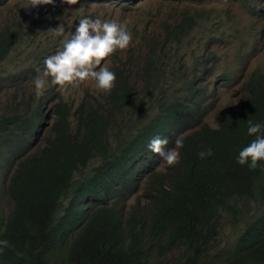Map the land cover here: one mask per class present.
<instances>
[{
  "label": "trees",
  "instance_id": "1",
  "mask_svg": "<svg viewBox=\"0 0 264 264\" xmlns=\"http://www.w3.org/2000/svg\"><path fill=\"white\" fill-rule=\"evenodd\" d=\"M114 1L128 12L143 0ZM171 1L187 7L162 23V40L139 36L131 51L141 43L143 51L127 60L141 89L114 53L107 67L116 74V88L104 101L89 91L77 103L67 100L50 82L37 101L14 96L0 107V178L12 201L9 214H0V241L8 242L0 246V264H158L181 248L193 252L187 263L198 264L210 257L208 247L227 216L237 218L250 199L264 203V162L255 170L237 163L240 150L255 139L247 121L264 124V72L217 78L225 86L244 80V94L237 107L216 113L215 128L206 122L213 94L204 85L196 89L212 76L206 58L214 48L239 41L243 30H219L224 21L235 22L233 5L248 10L254 27L264 20V0ZM222 3L225 10L205 6ZM39 12L25 21L48 24L46 10ZM27 33L20 17L0 31V63ZM257 45L255 40L245 53L239 48V65H247ZM43 47L26 57L31 76L19 70L0 75V83L35 79L44 70ZM148 110L155 114L147 117ZM157 136L167 138L169 149L177 138L183 141L179 164L169 167L149 150ZM208 149L213 155L201 159L198 153ZM133 197L137 202L128 209ZM231 253L232 264H264V210L248 218Z\"/></svg>",
  "mask_w": 264,
  "mask_h": 264
},
{
  "label": "rangeland",
  "instance_id": "2",
  "mask_svg": "<svg viewBox=\"0 0 264 264\" xmlns=\"http://www.w3.org/2000/svg\"><path fill=\"white\" fill-rule=\"evenodd\" d=\"M28 2L29 0H7L0 5V31L13 25L18 20V17H20L21 24L24 25L25 31L28 32L27 36L21 41V43L10 51L7 60L0 63V75L3 78L18 72L19 70L26 71L28 68V60H26V57L31 56L30 52H42L44 50L43 45H46V48L48 49V53H46L43 58L44 60L48 56L54 55L58 50H61V41L64 37H56L48 30L55 29L62 23L65 26V35L68 36L70 30H75L79 20L85 17L91 19L100 18L101 20L115 21L117 23L127 22L128 27L132 30L134 44V41L141 35H147L149 37L158 36L162 40V23L170 17L176 19L178 17L177 15L185 7V5L172 3L167 0H143L139 1L130 11L123 12L113 4L104 2L99 3L96 0H80V3L74 6L64 4L61 0H55V6L47 5L46 14L49 17L50 22L48 24H43V27H39L33 17L30 18V21H25L24 16L26 14L30 16L32 11H40L43 6H38L36 8L29 7L25 9L24 6L27 5ZM205 6L207 8H217L219 10H225L227 7L225 3ZM21 9L29 10V12L19 15ZM39 14L40 12L38 13V16ZM231 14L236 15L235 22L224 21L220 26V30L225 31L228 29L234 31L235 28H239L243 30L240 36L241 40L237 43L232 42L228 48L225 46L217 47L215 54L220 58L221 64L216 68L212 78L204 83V86L213 94V108L207 115L206 122L214 128L216 127V113L229 106L237 107L240 99L243 97H241V95L244 94L242 89L244 80L232 86H225L221 83L216 84V79L221 74L228 72L229 69L234 72L237 67V58L234 56L236 48L242 46L245 51L250 50L254 46V41L257 40V56L248 62V68L244 72V75L255 69H260V71L264 72V20L253 27L252 21L248 16V10L240 3H235L233 5ZM235 23H237L239 27H237ZM135 31L139 33L134 34ZM141 45L143 44L141 43ZM141 45L138 51L135 52L131 51L132 46L126 50H117L115 52L117 58L120 60L118 65L123 66L130 80L137 82L139 89L142 88V82L138 73H130V66L127 63V60L130 55L137 56L142 53L143 49L141 48ZM186 46L190 48L187 51L190 53V45L186 44ZM168 55L169 57L175 56L173 52L168 53ZM177 56L180 57V54ZM110 57L111 56L106 57L102 61L100 67L111 65ZM188 59L191 58L187 56V60ZM30 61L35 62V59L31 58ZM96 70H99V68ZM39 74L40 73H38V75ZM26 75L31 76V73L26 71ZM34 80L35 79L22 81L18 86H7L0 83V107L9 103L14 96H16L18 100H21L24 97L28 98V96H34V100L37 101ZM56 90H60L65 99H73L76 103L85 96L87 91L101 101H104L105 97V92L98 89L96 82L92 79L86 80L78 85L60 86ZM154 114L155 111L148 110L145 115L151 117ZM52 122L53 118L49 115V119H47L46 123L49 126ZM42 141L43 137L41 136L36 144L39 145ZM99 162V159L95 160L90 169L97 166ZM5 185L3 179L0 178V214L3 215L9 214L12 207L11 198L6 191L4 192ZM137 199L138 197L129 199L127 202L128 209L136 204ZM141 202L144 204L147 203L145 199H142ZM249 202L250 205L243 210L237 218L227 216L223 220V226L218 231L215 240L210 243L208 247L210 257L208 259H203L198 264H232L229 261V257L232 256L231 249L234 247L241 232L245 229L248 218L259 214L260 211L264 210V203H261L260 200L250 199ZM188 253L189 251H185L181 248L168 253L164 258H161L156 262L158 264H189L187 263V256L193 252L191 251L189 254Z\"/></svg>",
  "mask_w": 264,
  "mask_h": 264
},
{
  "label": "clouds",
  "instance_id": "3",
  "mask_svg": "<svg viewBox=\"0 0 264 264\" xmlns=\"http://www.w3.org/2000/svg\"><path fill=\"white\" fill-rule=\"evenodd\" d=\"M103 1L114 5L117 3L114 0ZM167 1L175 3L171 0ZM61 2L69 6H74L79 4L80 0H61ZM47 5L55 6V0H29L24 8L43 6L40 9L39 16H41L47 10ZM186 7L187 5L185 4V7L180 13ZM47 18L49 17L47 16ZM48 31L52 32L56 37H64V39L61 41L62 49L44 60V70L34 80V87L38 96L43 95L48 87V82L63 87L65 85H78L79 83L92 79L96 82L97 88L105 93L110 94L116 88L117 77L115 72L109 70L106 66L100 67V65L106 57L113 55L117 50H126L133 46L132 30L128 27L127 22L117 23L115 21L101 20L100 18L91 19L85 17L79 20L75 30H70L68 36L65 35V26L63 23L57 28L49 29ZM238 36L240 41L241 37L240 35ZM239 41L233 42L237 43ZM136 42L138 43V41ZM231 43L229 42L225 47L228 48ZM221 46L223 45H218L217 47ZM217 47L214 48L213 55L206 58L209 66L214 67L212 76L216 68L221 64L220 58L215 54ZM239 48H236L234 55L237 58V67L234 72L229 69L228 72H224L223 74H242L248 68L247 65L242 66L238 64L239 58L237 56ZM249 51L242 49L243 53ZM256 56L257 54L255 53L253 58ZM97 68L99 70H96ZM206 82L201 83L196 88L197 91ZM247 124V134L255 137V139L240 150L237 163L241 166L247 165L250 170H255L260 162H264V124L252 120H248ZM168 143L167 138L157 136L149 142L148 148L151 152L160 156L169 167H174L180 162V152L178 149L183 147V141L177 138L174 142L175 146L170 149L166 147ZM211 155H213L211 149L198 153L201 159ZM7 245L8 242L6 240L0 241V246L7 247Z\"/></svg>",
  "mask_w": 264,
  "mask_h": 264
}]
</instances>
